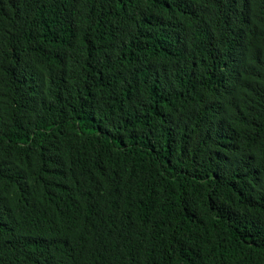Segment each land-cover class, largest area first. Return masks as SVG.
Returning <instances> with one entry per match:
<instances>
[{
  "label": "trees",
  "instance_id": "trees-1",
  "mask_svg": "<svg viewBox=\"0 0 264 264\" xmlns=\"http://www.w3.org/2000/svg\"><path fill=\"white\" fill-rule=\"evenodd\" d=\"M0 264H264V0H0Z\"/></svg>",
  "mask_w": 264,
  "mask_h": 264
}]
</instances>
